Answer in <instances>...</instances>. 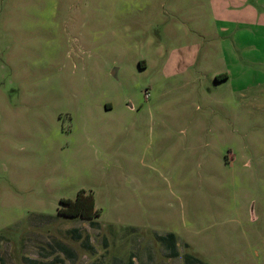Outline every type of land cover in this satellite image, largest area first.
Here are the masks:
<instances>
[{"label":"rangeland","instance_id":"374dc122","mask_svg":"<svg viewBox=\"0 0 264 264\" xmlns=\"http://www.w3.org/2000/svg\"><path fill=\"white\" fill-rule=\"evenodd\" d=\"M0 264H264V0H0Z\"/></svg>","mask_w":264,"mask_h":264},{"label":"trees","instance_id":"16d2710c","mask_svg":"<svg viewBox=\"0 0 264 264\" xmlns=\"http://www.w3.org/2000/svg\"><path fill=\"white\" fill-rule=\"evenodd\" d=\"M215 78L217 80L224 79L226 78V74L222 73L220 75H216ZM60 202L63 203L64 206L58 209L59 214L92 218L100 213V209L95 207V199L93 197V193L91 191L86 193L84 189L79 190L73 200L61 199ZM167 236V238L162 237V239H167L166 242H168L169 245L174 246V235L169 234Z\"/></svg>","mask_w":264,"mask_h":264},{"label":"water","instance_id":"95a60500","mask_svg":"<svg viewBox=\"0 0 264 264\" xmlns=\"http://www.w3.org/2000/svg\"><path fill=\"white\" fill-rule=\"evenodd\" d=\"M116 70H117V68L115 67L112 71H111V74H112V76L115 78L116 77Z\"/></svg>","mask_w":264,"mask_h":264}]
</instances>
